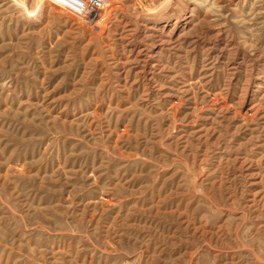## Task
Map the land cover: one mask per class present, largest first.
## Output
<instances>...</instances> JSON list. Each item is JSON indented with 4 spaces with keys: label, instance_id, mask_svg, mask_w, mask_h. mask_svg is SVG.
Here are the masks:
<instances>
[{
    "label": "rangeland",
    "instance_id": "374dc122",
    "mask_svg": "<svg viewBox=\"0 0 264 264\" xmlns=\"http://www.w3.org/2000/svg\"><path fill=\"white\" fill-rule=\"evenodd\" d=\"M0 0V264H264V0Z\"/></svg>",
    "mask_w": 264,
    "mask_h": 264
},
{
    "label": "built area",
    "instance_id": "2783aa9c",
    "mask_svg": "<svg viewBox=\"0 0 264 264\" xmlns=\"http://www.w3.org/2000/svg\"><path fill=\"white\" fill-rule=\"evenodd\" d=\"M110 0H61V4L71 10L80 9L85 6L86 3H93V6L90 7L89 11H92V15L96 12L94 11L100 5L107 3Z\"/></svg>",
    "mask_w": 264,
    "mask_h": 264
}]
</instances>
